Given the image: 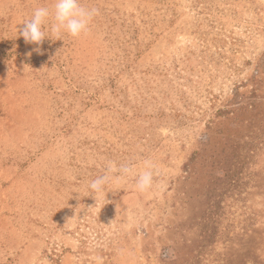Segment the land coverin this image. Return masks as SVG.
Instances as JSON below:
<instances>
[{
    "label": "rangeland",
    "instance_id": "1",
    "mask_svg": "<svg viewBox=\"0 0 264 264\" xmlns=\"http://www.w3.org/2000/svg\"><path fill=\"white\" fill-rule=\"evenodd\" d=\"M81 2L0 0V264H264V0Z\"/></svg>",
    "mask_w": 264,
    "mask_h": 264
},
{
    "label": "clouds",
    "instance_id": "2",
    "mask_svg": "<svg viewBox=\"0 0 264 264\" xmlns=\"http://www.w3.org/2000/svg\"><path fill=\"white\" fill-rule=\"evenodd\" d=\"M97 14L98 9L85 7L81 0H52L51 7L39 6L33 10L31 17L22 23L23 28L20 35L23 36L26 43L36 45H40L45 38H49L46 31L54 34L57 40H60L59 37L62 32H66L73 38H78L82 34H87L90 22ZM34 51L39 53V47ZM28 55H31V53H28ZM153 167L150 161H145L146 170L139 174L136 181L139 191L143 192L151 188L153 184ZM108 168L109 172L119 171L121 178L135 174L133 168L129 166H121L117 169L114 164L110 163ZM108 181V175L100 176L91 181L89 187L99 195L104 193ZM103 207L100 208L99 213Z\"/></svg>",
    "mask_w": 264,
    "mask_h": 264
}]
</instances>
